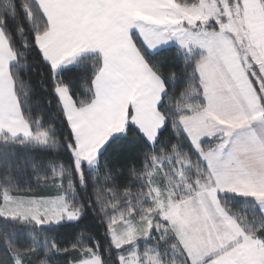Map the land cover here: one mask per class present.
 I'll list each match as a JSON object with an SVG mask.
<instances>
[{"label":"snow or ice","instance_id":"1","mask_svg":"<svg viewBox=\"0 0 264 264\" xmlns=\"http://www.w3.org/2000/svg\"><path fill=\"white\" fill-rule=\"evenodd\" d=\"M0 166V264H264V0H0Z\"/></svg>","mask_w":264,"mask_h":264},{"label":"trees","instance_id":"2","mask_svg":"<svg viewBox=\"0 0 264 264\" xmlns=\"http://www.w3.org/2000/svg\"><path fill=\"white\" fill-rule=\"evenodd\" d=\"M42 69L38 67H33L30 71H25L23 74V79L29 84L31 88L30 100L29 104L32 108V111L35 115H40L43 111L45 114L54 113L55 111V101H52L51 107H47L48 101L51 100V96L49 95L50 84L46 79H44L41 75ZM86 84L83 81H79L76 87V92L80 93L83 96L84 89L86 88ZM39 105V107H37ZM52 120H45V123H52ZM21 155L18 151L17 156ZM3 168L0 166V172H2ZM27 179L26 175L21 176V187H28L26 183L23 181ZM99 219L93 220L91 216L86 217L79 223V226H72L69 228L59 229L58 239H66L68 241L74 240L77 236L84 233V238L86 239L88 234H91L92 237L96 241H98L101 247L106 246V240L104 238V227H100ZM62 247H69V244H62ZM115 251H113L112 256L115 257Z\"/></svg>","mask_w":264,"mask_h":264}]
</instances>
